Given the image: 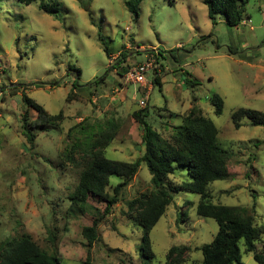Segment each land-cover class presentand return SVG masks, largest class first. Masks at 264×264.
Returning a JSON list of instances; mask_svg holds the SVG:
<instances>
[{
  "label": "rangeland",
  "instance_id": "obj_1",
  "mask_svg": "<svg viewBox=\"0 0 264 264\" xmlns=\"http://www.w3.org/2000/svg\"><path fill=\"white\" fill-rule=\"evenodd\" d=\"M55 1L58 11L48 13L39 0H0V241L28 232L41 248L56 250L61 264H83L88 251V264H164L172 245H185L183 264H200L199 248L218 226L196 214L199 195L190 191L173 196L150 231L155 256L142 257V231L128 202L151 187L144 162L108 213L104 201L89 199L79 211L68 199L89 135L116 125L104 154L132 162L144 148L134 111L145 109L147 123L169 137L194 102L231 152V176L209 183L211 201L254 205L255 222L264 224V127L246 117L239 128L232 121L240 107L264 111V0H247L237 25L221 14L210 19L202 0H142L137 18L125 0ZM147 56L156 63L145 73L147 87L125 82L122 67ZM23 92L49 113H63L58 125L34 128L33 144L21 132V115L36 116ZM213 93L223 98L220 114ZM68 151L77 164L64 158ZM169 177L189 178L179 167ZM118 181L110 176L111 184ZM99 216L98 237L88 246L82 228ZM240 264H258L243 245Z\"/></svg>",
  "mask_w": 264,
  "mask_h": 264
},
{
  "label": "trees",
  "instance_id": "obj_2",
  "mask_svg": "<svg viewBox=\"0 0 264 264\" xmlns=\"http://www.w3.org/2000/svg\"><path fill=\"white\" fill-rule=\"evenodd\" d=\"M18 1L29 4L33 0ZM141 1L125 0V5L134 18L138 17ZM246 1L202 0L210 19L214 20L215 15L221 14L229 25H237L243 20L242 13ZM58 4L55 0H39V8L48 13L57 12ZM125 56L126 54L123 53L122 57ZM122 70L125 73L128 69L122 67ZM155 81H158L157 76ZM186 82H190L192 86L198 84L196 80L189 78H186ZM71 95H75V92L70 93L69 96ZM22 97L26 104L36 111L33 120L29 118L27 110L21 115V132L26 141L33 144L37 135L34 128L58 125L63 119V113L62 111L57 114L49 113L25 92ZM210 101L214 112L220 114L223 98L213 93ZM133 116L142 129L141 141L144 147L142 154L132 162L113 160L105 156V148L114 138L116 125H112L108 130H100L95 135H89L85 139L84 160L78 182L68 196L70 209L77 208L83 211L87 201L93 199L104 201L103 213H108L111 206L118 201L122 188L129 184L137 173L140 163L144 162L151 174V187L129 200L128 210L134 213L141 228L142 238L139 249L145 260L150 261L155 256L150 240L152 227L173 201L175 194L180 191H190L199 195L196 214L213 218L218 226L212 239L199 248L202 254L200 264H240L241 245L246 252L253 253V258L258 264H264V224L255 222L254 205L230 206L211 201L209 183L231 176L227 165L231 152L218 143V129L214 122L204 115L194 102L189 110L181 115V125H173L169 137H164L147 123L145 109L134 111ZM244 117L248 118L252 125L264 127V111L243 107L234 109L232 121L235 128L242 125L241 121ZM64 158L77 164L74 155L70 152ZM176 167L184 168L189 178L180 182L172 180L169 175ZM111 175H117L119 181L111 184ZM109 186H111L110 192ZM100 217L94 218L90 224L82 228L88 246L98 237L97 227ZM259 242L260 247L257 246ZM188 249L189 247L185 245H172L166 253L164 264H183ZM88 260L89 251L83 264H88ZM0 264H61V259L56 250L51 253L46 251L28 232H22L0 241Z\"/></svg>",
  "mask_w": 264,
  "mask_h": 264
},
{
  "label": "built area",
  "instance_id": "obj_3",
  "mask_svg": "<svg viewBox=\"0 0 264 264\" xmlns=\"http://www.w3.org/2000/svg\"><path fill=\"white\" fill-rule=\"evenodd\" d=\"M156 66L155 59L152 56H147V59L143 62H138L133 64L124 73L125 82L139 83L143 87H147V82L145 81V73L148 70L153 69ZM139 104L144 105L145 100L141 99Z\"/></svg>",
  "mask_w": 264,
  "mask_h": 264
}]
</instances>
